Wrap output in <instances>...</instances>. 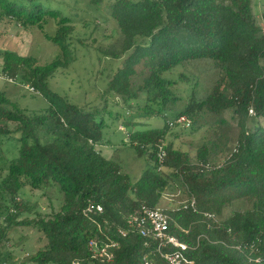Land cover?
<instances>
[{"label":"trees","instance_id":"trees-1","mask_svg":"<svg viewBox=\"0 0 264 264\" xmlns=\"http://www.w3.org/2000/svg\"><path fill=\"white\" fill-rule=\"evenodd\" d=\"M90 1L99 9L104 0ZM252 4L108 1L116 38L96 48L108 63L100 70L108 79L101 94L106 113L99 116L97 106L82 108L49 88V78L76 61L74 25L62 2L0 0V19L38 29L57 50L40 63L37 55L0 49V73L49 102L26 111L0 90V264H143L155 243L128 223L142 205L168 213L169 233L189 246L184 255L192 264H264V32ZM191 65V76L172 75ZM168 112L173 119L147 127ZM180 116L189 127L169 124ZM110 128L125 132L124 145L153 164L135 182L98 148L110 141ZM187 132H201L190 143L195 157L176 146ZM4 139L15 143L10 157ZM176 186L187 198L174 209L161 207ZM27 189L52 194L42 204ZM191 199L196 209L184 207ZM19 226L39 230L42 242L22 263L7 246L17 244L11 233ZM119 229L128 236L119 238ZM106 235L119 241L112 260L89 248L92 238L103 243Z\"/></svg>","mask_w":264,"mask_h":264},{"label":"rangeland","instance_id":"rangeland-1","mask_svg":"<svg viewBox=\"0 0 264 264\" xmlns=\"http://www.w3.org/2000/svg\"><path fill=\"white\" fill-rule=\"evenodd\" d=\"M60 1L62 2L64 13L72 17V24L74 25L72 46L76 51V61L69 68L60 69L50 77L48 81L49 88L52 92L63 96L64 99L82 108L97 106L95 108H98V111L101 110L100 116L106 113L105 103L102 101L101 94L106 87L108 79V71L100 72V70L106 65L108 66V63L106 62L107 60L105 61L101 57L96 48L99 45L105 46L110 40L116 38L114 34L117 24L105 14L108 1L113 0H104L100 4L102 8L99 9L90 0ZM252 6L254 13H256L257 23L264 27V0H253ZM0 49L14 50L21 54L37 55L40 63L52 60L57 53L56 47L38 29H25L15 21L7 18L0 19ZM1 62L2 60L0 59ZM192 67V65L189 66V69L179 67L172 75L177 77L180 72H184L191 76V72H196ZM0 90L11 101L16 102L26 111H37L46 108L49 104L48 99L43 95L34 93V90L29 88V86L8 79L1 73ZM168 119H173L170 112L166 113V117L156 116L149 119L147 127H160ZM113 125L112 127L118 131H125L122 125ZM253 126L251 125V127ZM109 130L110 141H106V144L98 148L101 149L105 157L112 158L120 163L123 171L130 176L132 182L137 181L142 172L147 168H151L153 164L146 157H139L133 147L124 145L128 139L125 132L114 133L112 128ZM200 133L195 136L187 132L185 136L179 137V140L176 141V146L182 144L186 150H191L192 157H195L196 148H191L190 143L191 141L199 140ZM104 135L108 136V126L104 128ZM3 141L5 143L2 150L5 154L8 153L7 155L10 157L9 148L11 150L15 143L14 141L6 142L5 139ZM27 192L33 194L31 196L33 200L41 197L40 203L42 204L47 202V195L52 194L49 191L45 195L42 190L35 189H27ZM186 198L184 191L176 186L174 189L166 191L161 207L174 209ZM235 208V205L227 207L219 217L228 216ZM11 236V241L17 244L10 246L11 243H8L7 246L11 249L13 260L16 263L25 262V259L30 254L35 253L42 244L38 240L41 238V232L32 226H19L11 233Z\"/></svg>","mask_w":264,"mask_h":264},{"label":"built area","instance_id":"built-area-1","mask_svg":"<svg viewBox=\"0 0 264 264\" xmlns=\"http://www.w3.org/2000/svg\"><path fill=\"white\" fill-rule=\"evenodd\" d=\"M264 32V27H263ZM33 90V89H32ZM175 123L185 124L189 127V121L185 116H180L175 120L169 121V124L173 126ZM165 155L164 151L159 154L162 160ZM188 206L196 209L195 199H191L190 203L185 204L184 207ZM95 209L94 205L88 207V211L91 212ZM97 211H102V207L98 205L96 207ZM207 217H213L214 215L205 213ZM128 223L134 229H136L143 237L152 240L155 243V251L152 256L145 255L143 264H192L185 255L184 251L189 248V246L180 241L178 237L169 233L170 217L168 213L162 208H151L146 205L140 206L128 219ZM128 231L125 229H119L118 237L125 238L128 236ZM106 241L100 243L96 238H92L89 241V248L95 253L100 252L103 256H106L108 260L114 258V249L118 247V239L111 238L106 235ZM168 249V250H167ZM170 249V250H169ZM71 264H91L84 263L78 260L73 261Z\"/></svg>","mask_w":264,"mask_h":264}]
</instances>
